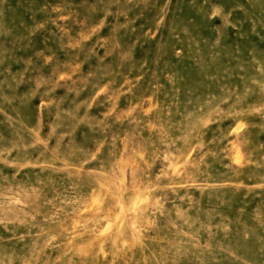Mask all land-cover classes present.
I'll return each mask as SVG.
<instances>
[{
	"label": "rangeland",
	"instance_id": "obj_1",
	"mask_svg": "<svg viewBox=\"0 0 264 264\" xmlns=\"http://www.w3.org/2000/svg\"><path fill=\"white\" fill-rule=\"evenodd\" d=\"M0 264H264V0H0Z\"/></svg>",
	"mask_w": 264,
	"mask_h": 264
}]
</instances>
